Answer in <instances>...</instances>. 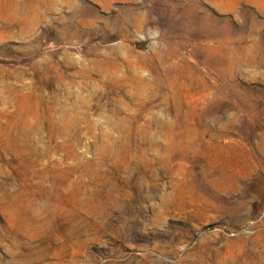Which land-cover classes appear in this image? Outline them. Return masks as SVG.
<instances>
[{
    "label": "rangeland",
    "instance_id": "obj_1",
    "mask_svg": "<svg viewBox=\"0 0 264 264\" xmlns=\"http://www.w3.org/2000/svg\"><path fill=\"white\" fill-rule=\"evenodd\" d=\"M0 264H264V0H0Z\"/></svg>",
    "mask_w": 264,
    "mask_h": 264
}]
</instances>
